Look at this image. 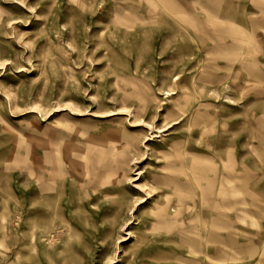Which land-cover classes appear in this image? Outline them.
Here are the masks:
<instances>
[{
    "label": "rangeland",
    "instance_id": "rangeland-1",
    "mask_svg": "<svg viewBox=\"0 0 264 264\" xmlns=\"http://www.w3.org/2000/svg\"><path fill=\"white\" fill-rule=\"evenodd\" d=\"M0 264H264V0H0Z\"/></svg>",
    "mask_w": 264,
    "mask_h": 264
}]
</instances>
